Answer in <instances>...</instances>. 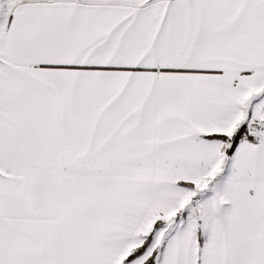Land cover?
Instances as JSON below:
<instances>
[{"label": "snow or ice", "instance_id": "snow-or-ice-1", "mask_svg": "<svg viewBox=\"0 0 264 264\" xmlns=\"http://www.w3.org/2000/svg\"><path fill=\"white\" fill-rule=\"evenodd\" d=\"M0 264H264V0H0Z\"/></svg>", "mask_w": 264, "mask_h": 264}]
</instances>
